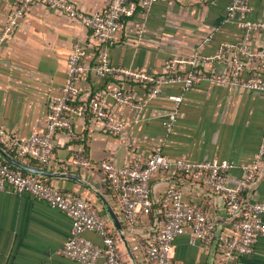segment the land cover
Segmentation results:
<instances>
[{
    "label": "crops",
    "instance_id": "0c3cea01",
    "mask_svg": "<svg viewBox=\"0 0 264 264\" xmlns=\"http://www.w3.org/2000/svg\"><path fill=\"white\" fill-rule=\"evenodd\" d=\"M20 1L0 0V127L20 137L45 133L50 103L62 93L69 77V57L77 44L86 50L87 70L76 77L80 90L72 104H90L101 97L107 110L123 121L124 127L120 133H114L90 111L85 116L70 112L72 126L58 131L50 165H37L34 158L25 159L1 142L0 147L29 165L53 172L51 176L37 175L66 196H83L92 202L109 222L126 264H152L147 256V244L163 225L166 206L162 200L172 184L182 189L186 201L212 212L222 229H230L232 223L225 198L203 180L176 169L160 170L153 176L154 209L131 224L123 216L119 198L99 162L111 160L124 166L135 159L145 160L160 146L169 160L219 158L236 162L238 166L227 173L228 184L235 185L243 176L241 165L256 160L264 141V91L199 80L186 91L181 83H165L162 91L153 95L150 88L143 87L132 76L120 72L99 75L94 66L103 43L79 20L45 3L33 2L14 29L2 38ZM72 1L88 13L103 12L111 2ZM230 1L160 0L148 12L139 10L107 43L111 64L135 72L164 75L168 73L166 64L177 60V70L186 74L193 68L191 60L198 53L212 56L224 43L244 40L245 31L239 18L228 16ZM250 6L249 16L264 20V0H251ZM249 45L264 49V30L255 33ZM196 69L229 74L225 62L200 61ZM253 74L264 76V69L257 62H247L243 76ZM117 89L132 92L140 106L118 102L111 94ZM173 94H182V101L172 100ZM176 109V120L169 130L166 122ZM78 154L87 157L90 164L73 163ZM243 194L254 200L263 199L264 174L251 186L247 185ZM107 202L121 218L126 240L110 217ZM71 228L68 213L19 193L11 186L0 189V264H80L63 253ZM84 235L102 243L95 231H85ZM190 239L188 227L175 241L174 258L182 263L212 264V247L193 244ZM237 264H264V235L254 252L240 256Z\"/></svg>",
    "mask_w": 264,
    "mask_h": 264
},
{
    "label": "built area",
    "instance_id": "2783aa9c",
    "mask_svg": "<svg viewBox=\"0 0 264 264\" xmlns=\"http://www.w3.org/2000/svg\"><path fill=\"white\" fill-rule=\"evenodd\" d=\"M160 0H111L109 8L103 12L88 13L76 6L72 0H21L12 12L2 38H5L16 26L19 17L24 15L33 2H42L56 8L71 18L79 20L90 28L93 35L103 43L99 61L94 66L99 75L122 73L132 76L151 94L158 95L165 83H181L184 91L189 90L199 80L226 82L255 91H264V76L253 74L244 77L247 62H257L264 69V49H255L249 45L252 36L264 30V20L251 18V0H231L227 6L230 19L239 18V24L245 31L244 40L239 43H224L212 56L198 53L191 60L193 68L186 74L177 70V60L166 64L167 74L152 75L135 72L127 68H117L110 62L107 43L113 40L117 32L124 27L126 20L139 10L150 11ZM211 39L209 36L206 41ZM86 50L79 44L74 47L69 57V77L59 96L53 98L47 114L45 133H33L28 137L11 134L0 127V142L19 156L32 157L42 165H50L54 159L56 136L61 129H70V112L85 116L89 111L105 122L108 130L120 133L124 122L109 112L105 99L98 97L90 104H72V99L79 93L76 77L86 72L84 63ZM225 62L229 65V74L213 73L196 69L199 62ZM112 96L120 103L140 106L134 94L129 90H114ZM176 103L182 101V94L170 96ZM177 109L170 114L166 122L171 129L176 120ZM75 164L89 165L90 161L83 154L72 159ZM108 180L119 197L123 216L135 224L140 215L149 214L154 208L151 181L160 170L176 169L192 175L208 185L212 191L221 194L227 203V215L231 221L230 229H222V224L212 213L203 210L197 204L184 199L182 189L172 184L165 190L166 202L164 222L160 230L151 237L147 244L148 260L152 264H190L177 261L172 250L178 236L191 229V242L212 247L218 241L215 264H237L240 256L254 252L256 244L264 235V198L254 200L245 197L246 186L256 182L264 174V141L256 154V160L242 164V179L235 185L227 182V173L238 164L229 159H205L189 161L184 158L169 160L158 146L156 151L146 158L135 159L124 166H118L111 160L99 162ZM11 186L15 191L29 194L47 202L50 206L69 214L72 228L67 238L63 253L80 264H126L119 251L117 241L112 236L107 219L83 196H66L57 187L43 181L37 174L25 172L9 163L0 155V189ZM85 231H95L102 243H96L84 235Z\"/></svg>",
    "mask_w": 264,
    "mask_h": 264
},
{
    "label": "water",
    "instance_id": "95a60500",
    "mask_svg": "<svg viewBox=\"0 0 264 264\" xmlns=\"http://www.w3.org/2000/svg\"><path fill=\"white\" fill-rule=\"evenodd\" d=\"M0 153L4 155V157L13 165H15L16 167H19L27 172L30 173H34V174H39V175H47V176H51L54 175L53 172L42 168V167H38V166H32L27 164L26 162H24L23 160L13 156L12 154L5 152L1 147H0ZM70 175V174H69ZM106 207L108 210V213L110 215V217L112 218L116 228L118 230H120L121 236L123 238V240H126V236L124 234V224L121 220V218L119 217L118 213L116 212V210L107 202L106 203ZM217 244L218 241L215 240L213 245H212V251H213V262L212 264H215V260H216V250H217Z\"/></svg>",
    "mask_w": 264,
    "mask_h": 264
},
{
    "label": "trees",
    "instance_id": "16d2710c",
    "mask_svg": "<svg viewBox=\"0 0 264 264\" xmlns=\"http://www.w3.org/2000/svg\"><path fill=\"white\" fill-rule=\"evenodd\" d=\"M23 158H25V159H27V158H32V157H29V156H27V157H23ZM34 160H36L35 158H34ZM36 163L35 164H37V165H42L38 160H36L35 161ZM26 172V171H25ZM179 173H182V174H184V175H186V176H188V174L187 173H185V172H183V171H178ZM177 172V173H178ZM109 181V180H108ZM109 183H110V181H109ZM110 185H111V183H110ZM111 187L113 188V186L111 185ZM113 190H114V193H115V195H116V197L117 198H119L118 197V194H117V192L115 191V189L113 188ZM163 199V198H162ZM162 204H164L165 206H166V202L164 201V199L162 200ZM155 205V204H154ZM154 209V208H153ZM153 211V210H152ZM103 216V215H102ZM164 216V215H163ZM108 227H109V229H110V231H111V234H112V236L116 239V237H115V235L113 234V232H112V230H111V228H110V224H109V222H108Z\"/></svg>",
    "mask_w": 264,
    "mask_h": 264
}]
</instances>
